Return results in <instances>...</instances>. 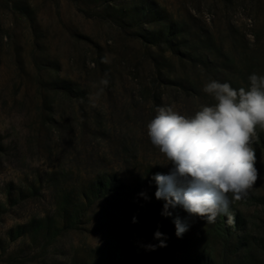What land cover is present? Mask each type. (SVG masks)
Returning a JSON list of instances; mask_svg holds the SVG:
<instances>
[{
    "label": "rangeland",
    "instance_id": "obj_1",
    "mask_svg": "<svg viewBox=\"0 0 264 264\" xmlns=\"http://www.w3.org/2000/svg\"><path fill=\"white\" fill-rule=\"evenodd\" d=\"M252 73L264 0H0V264H264V130L260 179L207 223L163 214L146 129Z\"/></svg>",
    "mask_w": 264,
    "mask_h": 264
},
{
    "label": "clouds",
    "instance_id": "obj_2",
    "mask_svg": "<svg viewBox=\"0 0 264 264\" xmlns=\"http://www.w3.org/2000/svg\"><path fill=\"white\" fill-rule=\"evenodd\" d=\"M248 80L247 89H235L210 79L203 91L215 101L211 106L202 105L192 116L158 107L147 123L150 143L172 166L169 174L152 177L156 199L165 201L164 215L172 216L169 209L180 206L207 223L222 214L231 222L230 204L245 199L260 179L252 145L257 128L264 130V75L252 73ZM173 223L177 237L188 230L179 217ZM162 236L155 233L159 246L165 247Z\"/></svg>",
    "mask_w": 264,
    "mask_h": 264
}]
</instances>
